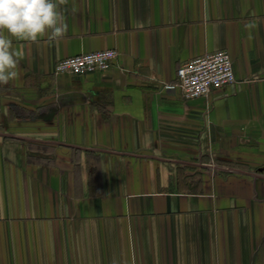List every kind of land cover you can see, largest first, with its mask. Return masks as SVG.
Here are the masks:
<instances>
[{"label":"crops","instance_id":"crops-1","mask_svg":"<svg viewBox=\"0 0 264 264\" xmlns=\"http://www.w3.org/2000/svg\"><path fill=\"white\" fill-rule=\"evenodd\" d=\"M62 7L66 35L14 40L0 86V264H264V0ZM101 50L107 72H54ZM219 50L235 84L165 88Z\"/></svg>","mask_w":264,"mask_h":264},{"label":"clouds","instance_id":"clouds-1","mask_svg":"<svg viewBox=\"0 0 264 264\" xmlns=\"http://www.w3.org/2000/svg\"><path fill=\"white\" fill-rule=\"evenodd\" d=\"M68 3L69 0H0V86L21 77L23 57L14 40L36 43L47 38L53 42L66 35L68 25L62 6ZM257 27L251 21L245 25L249 34Z\"/></svg>","mask_w":264,"mask_h":264},{"label":"built area","instance_id":"built-area-1","mask_svg":"<svg viewBox=\"0 0 264 264\" xmlns=\"http://www.w3.org/2000/svg\"><path fill=\"white\" fill-rule=\"evenodd\" d=\"M116 50H101L76 55L57 62L56 74L82 77L111 70L118 59ZM236 83L233 62L227 51L219 50L194 58L180 65L177 81L167 84V90L180 89L188 99L208 97Z\"/></svg>","mask_w":264,"mask_h":264}]
</instances>
